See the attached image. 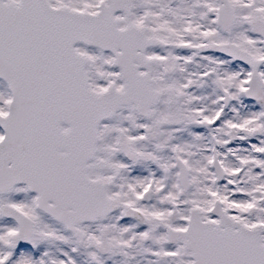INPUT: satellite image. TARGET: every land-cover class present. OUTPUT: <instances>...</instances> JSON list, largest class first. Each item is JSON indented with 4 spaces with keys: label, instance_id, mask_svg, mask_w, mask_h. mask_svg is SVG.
<instances>
[{
    "label": "snow or ice",
    "instance_id": "obj_1",
    "mask_svg": "<svg viewBox=\"0 0 264 264\" xmlns=\"http://www.w3.org/2000/svg\"><path fill=\"white\" fill-rule=\"evenodd\" d=\"M0 264H264V0H0Z\"/></svg>",
    "mask_w": 264,
    "mask_h": 264
}]
</instances>
